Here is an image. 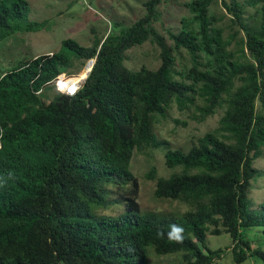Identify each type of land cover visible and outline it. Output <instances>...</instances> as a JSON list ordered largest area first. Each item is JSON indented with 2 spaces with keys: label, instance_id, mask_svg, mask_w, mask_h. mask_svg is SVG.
<instances>
[{
  "label": "trees",
  "instance_id": "trees-1",
  "mask_svg": "<svg viewBox=\"0 0 264 264\" xmlns=\"http://www.w3.org/2000/svg\"><path fill=\"white\" fill-rule=\"evenodd\" d=\"M162 1L144 0L138 18L110 23L89 46L64 39L57 52L0 75V264H145L146 247L180 253L181 264H214L223 251L204 242L221 234L234 263L264 264L245 237L264 233V215L248 200L264 150V0H187L179 28L165 36L153 28ZM45 24L28 20L25 0H0V41ZM144 43L157 67L128 69L125 52ZM89 60L75 94L52 91L58 75ZM171 106L198 123L219 113L216 126L185 150L170 148L154 124ZM150 150L171 170L149 169L152 195L183 205L180 216L138 214L130 162ZM112 203L124 214H99ZM172 224L184 229L182 242L167 238Z\"/></svg>",
  "mask_w": 264,
  "mask_h": 264
},
{
  "label": "rangeland",
  "instance_id": "rangeland-1",
  "mask_svg": "<svg viewBox=\"0 0 264 264\" xmlns=\"http://www.w3.org/2000/svg\"><path fill=\"white\" fill-rule=\"evenodd\" d=\"M28 4V20L32 22L45 21L43 30L27 33L18 29L8 33L0 41V75L16 65L19 60L34 58L41 54L57 52L64 39H71L83 46H89L95 39H101L110 31V23L115 21L123 25L130 24L139 17L140 4L144 0H25ZM187 0H163L159 7V22L153 24L156 31L165 36L164 28L177 30L179 19L186 15L183 3ZM124 65L128 69L145 66L155 69L158 65L156 51L150 43H144L125 52ZM88 68V67H87ZM86 68V69H87ZM83 69L74 74L82 75ZM73 75V76H74ZM85 76V75H84ZM72 75L60 74L50 86L61 89L65 80ZM54 92V91H53ZM52 93L50 92V95ZM191 113L179 112L175 106L167 110L165 119H159L154 124V130L159 139L168 142L170 148L185 150L191 142L216 126L219 113L198 123L190 120ZM177 121L178 123H175ZM182 123V124H180ZM184 123V125H183ZM258 175L251 180L248 190L249 208L264 215V150L261 157L253 165ZM153 167L155 177H167L171 170L163 165V153L160 150L134 152L130 162V171L138 184V214L148 212L166 216H180L186 209L183 205L167 200L155 199L152 195L154 180L146 178L149 169ZM106 217H118L124 214L122 204H111L99 211ZM246 239L253 242L254 247L264 251V233L259 229L249 230ZM199 250L204 247L210 250L221 249L223 252L214 264H236L230 254L231 242L227 235H207L204 247L197 244ZM180 253L157 255L151 247L145 249V264H181ZM239 264H262L259 259L247 258Z\"/></svg>",
  "mask_w": 264,
  "mask_h": 264
},
{
  "label": "built area",
  "instance_id": "built-area-1",
  "mask_svg": "<svg viewBox=\"0 0 264 264\" xmlns=\"http://www.w3.org/2000/svg\"><path fill=\"white\" fill-rule=\"evenodd\" d=\"M87 62L84 65L85 66L84 67L85 73H86V70H87L86 69L87 68L86 67ZM57 77H56V79H57ZM56 79H55V81H56ZM82 81H83V78H80V75H74L71 78L65 80V82L62 84L61 89H59V90L56 89V91L61 93V94H64V95L71 96V95H73V94H75L77 92V90L79 89Z\"/></svg>",
  "mask_w": 264,
  "mask_h": 264
},
{
  "label": "clouds",
  "instance_id": "clouds-1",
  "mask_svg": "<svg viewBox=\"0 0 264 264\" xmlns=\"http://www.w3.org/2000/svg\"><path fill=\"white\" fill-rule=\"evenodd\" d=\"M2 134V133H0ZM183 232H184V229L177 225V224H172L170 225V230L169 232L167 233V238L170 240V241H174V242H182L183 241ZM160 236H164L165 233L164 232H160L158 233Z\"/></svg>",
  "mask_w": 264,
  "mask_h": 264
},
{
  "label": "water",
  "instance_id": "water-1",
  "mask_svg": "<svg viewBox=\"0 0 264 264\" xmlns=\"http://www.w3.org/2000/svg\"><path fill=\"white\" fill-rule=\"evenodd\" d=\"M92 64H93V60H89V61L87 62L86 67H88V68H87V71H86V75H85V77L83 78V81H84V79L87 77L88 72L90 71V69H91V67H92ZM84 67H85V66H84ZM83 81H82V82H83Z\"/></svg>",
  "mask_w": 264,
  "mask_h": 264
},
{
  "label": "bare ground",
  "instance_id": "bare-ground-1",
  "mask_svg": "<svg viewBox=\"0 0 264 264\" xmlns=\"http://www.w3.org/2000/svg\"><path fill=\"white\" fill-rule=\"evenodd\" d=\"M87 71V70H86ZM84 75H86V73H83L81 76H80V78H84L85 76Z\"/></svg>",
  "mask_w": 264,
  "mask_h": 264
}]
</instances>
